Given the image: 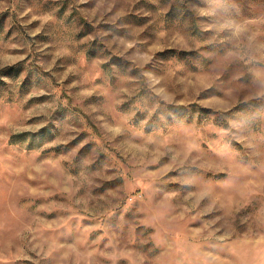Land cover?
I'll list each match as a JSON object with an SVG mask.
<instances>
[{
    "label": "rangeland",
    "instance_id": "rangeland-1",
    "mask_svg": "<svg viewBox=\"0 0 264 264\" xmlns=\"http://www.w3.org/2000/svg\"><path fill=\"white\" fill-rule=\"evenodd\" d=\"M0 264H264V0H0Z\"/></svg>",
    "mask_w": 264,
    "mask_h": 264
}]
</instances>
